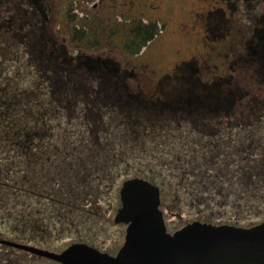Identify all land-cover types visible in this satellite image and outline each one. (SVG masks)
Returning a JSON list of instances; mask_svg holds the SVG:
<instances>
[{
    "label": "rangeland",
    "instance_id": "1",
    "mask_svg": "<svg viewBox=\"0 0 264 264\" xmlns=\"http://www.w3.org/2000/svg\"><path fill=\"white\" fill-rule=\"evenodd\" d=\"M44 2L48 17L41 15L39 23L31 25V22H26L29 21L28 16L20 15L19 10L15 9L13 0H0L3 14V18L0 17V97L2 94L7 96L9 91L6 87L13 90L14 93L10 92L12 96H21L23 91L28 93L29 90L31 99L42 100L41 102L51 106L52 112H55V108L60 109L59 114L50 120L55 125L56 136L51 139L54 144H66L64 141L67 139L72 141L77 135L80 138L87 131V126L83 128V121L88 112L84 94L88 87L93 86L100 91L105 88L110 94L120 91L132 97L140 86L142 94L149 95L156 93L164 76L174 74L177 67L185 61H191L190 67L196 68L195 76L204 80L232 76L241 86L251 87V91L259 93V97L264 96L263 85L255 86L252 53L250 49L248 51L255 33L264 34V0ZM26 4L23 3L21 11L30 15V4ZM209 22L217 33L209 30ZM146 25L149 28L156 25L157 32L148 41L145 40V33L135 30L137 26ZM96 60L97 65H91V61ZM104 60L109 61L108 65L104 64ZM76 97L77 104L73 105V98ZM109 101L107 99L106 105L102 104L97 109L101 112L97 120L92 122L88 118L85 123L88 124L89 120L95 129L101 123L108 124L109 116L113 114V111H107L110 109ZM249 104L246 100L240 102L234 109L233 117L230 120L223 119L222 128L230 124L237 125L241 119L245 120L249 114ZM63 106L66 107L65 111ZM161 107L163 106L157 103L149 111H155L157 117H163L166 110H159ZM105 111L107 112L103 116L102 112ZM180 116L175 120L172 118L170 124L163 118L158 119L154 133L165 134L169 131L171 135L173 131L179 135V123L183 129L195 126L199 128L197 122L186 120L187 117L183 114ZM160 124L162 125L159 126ZM145 154L141 161L137 158L136 162L132 160V164L126 163L125 175L118 181L117 189L111 191L113 194L110 193L108 198L93 203V213L84 211L72 218H59L56 210L46 209L44 199L40 202L30 200V206L23 203L19 207H27L31 211L34 209L30 218L35 220L29 225L25 221H15V217L7 214L6 206L0 207V237L33 243L55 251H61L73 242L84 241L115 254L125 240L127 229L126 223L114 221L118 207L122 204L119 189L124 178L139 173L163 186L162 208L170 231L196 219L243 226H251L264 220V196L255 194L248 200L236 199L228 204L221 198L217 199L219 204L212 202L214 205L209 207L200 202L192 204L186 198V188L183 185L187 181L182 179L181 169L168 163L159 149H148ZM43 161L44 157L36 160L34 155H30L28 170L18 175L25 179L29 177L24 187L32 189L31 191L38 185L40 174L48 171L47 162L44 167ZM19 163L21 167L26 165L24 161ZM34 167H37V172L31 170ZM19 168V165L15 166L13 172ZM36 180L38 181L34 184ZM14 185L18 186V183ZM65 187L67 186L64 185ZM69 187L62 189L64 194L69 193ZM102 189L104 187L97 190L100 197L103 196ZM7 190L12 191L10 188ZM29 192H20L18 197L12 195L9 197L10 202L14 203L16 197L35 199L36 195H30ZM63 193H59L58 197ZM167 208H170V212ZM25 210L28 212V209ZM50 212L53 214L50 215ZM23 218L27 220V217ZM0 264L61 263L0 242Z\"/></svg>",
    "mask_w": 264,
    "mask_h": 264
},
{
    "label": "flooded vegetation",
    "instance_id": "2",
    "mask_svg": "<svg viewBox=\"0 0 264 264\" xmlns=\"http://www.w3.org/2000/svg\"><path fill=\"white\" fill-rule=\"evenodd\" d=\"M215 79L217 78L205 79L206 81L203 79L204 81L192 82L194 84L191 85L190 82L184 81L180 91L183 94L176 97L175 102L169 103L159 101L156 96L157 90L156 93L143 95L140 86L132 97L120 91L110 94L105 88L100 91L96 87H88L84 92L88 112L83 121V128L87 126L85 129L87 131L80 138L78 135L73 137V144H47V141L55 137V125L51 124L50 120L57 115L50 109L46 110L45 102H41L42 100L31 99L29 90L28 93L23 91L21 96L19 94L12 96L10 92L14 93L13 90L6 87L9 91L7 96L2 94L0 97V207L6 206L7 214L12 215L13 205L10 204L9 197L14 194V190H20L21 193L28 190L31 192L30 195L35 194V198L38 199H23L26 206H30V200L40 202L44 199L46 209L56 210V216L59 218H72L73 215L84 211L88 214L93 213V203L108 198L110 193L113 194L112 192L117 189L118 181L125 175L126 163L132 164V160L136 162L137 158L141 161L148 149H159L161 156L166 158L168 163L181 169L182 179L187 181V184L183 185L186 188V198L192 204L200 202L209 207L214 205L212 202L219 204L217 199L221 198L228 204L231 200V202H235L236 199L248 200L255 194L264 196V98L261 114L257 113L254 116L259 108L255 111V106L250 105L245 120L241 119L237 125L230 124L222 128L223 119L230 120L235 113L234 109L239 105H234L229 112H222L220 92L216 88L210 91L203 89L209 87L206 83H213ZM75 83L77 84L76 81ZM73 99V105H76L77 97ZM107 99L110 100L108 105L110 109L107 111H113V114H110L108 124L103 121L104 124L101 123L100 127L95 129L89 120L93 122L99 118L101 112L99 113L97 109L102 104L106 105ZM230 100V103L225 101L224 106L237 102L236 97ZM157 103L163 106L159 110L163 108L166 110L163 117H157L155 111L154 113L149 111ZM107 111L102 112L103 116ZM180 114L186 116V120L197 122L199 128L195 126L183 129L179 123L177 130L179 135L173 131L171 135L169 131L165 134L154 133L158 119L163 118L170 124L172 118L174 120L180 118ZM88 118L87 124L85 122ZM255 120H259L260 123L252 127L255 126L253 123ZM202 125L208 127L212 125L213 128H203ZM30 155H34L36 160L44 157L42 165L47 166L48 170L43 167L44 174H40V180L34 182L36 184L38 181V185L34 187L40 188L38 191L24 187L29 177L25 179L22 175L18 176L20 172L28 170ZM21 161L26 162V165L21 167L19 163ZM18 165L20 168L14 173L13 169ZM31 170L38 171L37 167ZM136 177L147 179L160 187V208L165 218V211L162 208L163 186L142 173L123 179L119 189L120 198L124 182ZM14 183H22L23 190L21 191L22 188L15 186ZM64 185L67 186L65 188L70 186L67 191L69 193L61 192ZM234 185L239 187L234 188ZM101 187H104L101 190L102 197L97 191ZM8 188L12 191L8 192ZM59 193L63 194L58 197ZM39 208L37 209L40 211ZM167 210L170 212V208ZM23 211L27 217L25 223L30 225V222L35 220L30 218L34 209L31 211L24 207ZM199 221L237 225L229 222ZM165 223L169 230L166 219Z\"/></svg>",
    "mask_w": 264,
    "mask_h": 264
},
{
    "label": "water",
    "instance_id": "3",
    "mask_svg": "<svg viewBox=\"0 0 264 264\" xmlns=\"http://www.w3.org/2000/svg\"><path fill=\"white\" fill-rule=\"evenodd\" d=\"M121 198L115 221L127 223V229L116 254L81 241L61 251L5 238L0 241L62 264H264V221L240 226L196 220L170 232L160 208L158 185L144 178L128 179Z\"/></svg>",
    "mask_w": 264,
    "mask_h": 264
},
{
    "label": "trees",
    "instance_id": "4",
    "mask_svg": "<svg viewBox=\"0 0 264 264\" xmlns=\"http://www.w3.org/2000/svg\"><path fill=\"white\" fill-rule=\"evenodd\" d=\"M13 3L15 4V9L19 10L20 15H24V16H28V20L26 21L27 23L31 22V25H37L39 23V18L41 19V15H43V17L47 18V13H46V4L44 2V0H13ZM23 3H29L30 6L28 8L31 9L30 11V15L24 14V12L21 11V7L23 6ZM27 5V4H26ZM217 12V11H216ZM26 13V12H25ZM3 15V14H2ZM29 18V16H31ZM40 16V17H38ZM3 17H1L2 19ZM217 24V23H216ZM40 26V25H39ZM147 27V28H146ZM156 25H151L150 28L149 26H137L135 28V30H137L138 33H145V40L148 41L150 39H153V37L157 34L156 32ZM31 31L33 30V28H29ZM209 30L212 33H217L215 31V28L213 27V25L211 26V23L209 22ZM252 44L249 45L248 47V51L250 49V52L252 53V60H253V68H252V75L253 78L255 80V86H261L263 85L264 87V34H259V32L255 33L254 37H253V41L251 42ZM252 49V50H251ZM89 59H86V62H88ZM105 62V63H104ZM104 64L108 65V60H104ZM95 63V64H94ZM97 60L96 61H91V65H97ZM191 61H185L183 63H181L178 67L177 70L174 72V74H169L164 76L158 86H157V98L160 99L159 101L163 102V103H169V102H175L176 97L181 96L183 93H181V85L184 81H188L191 84H194L192 82H196V81H204L200 76H195V72H196V68L190 67ZM206 81V80H205ZM215 82L213 83H206V86L209 87H204L203 89L206 91H210V90H214L216 88L217 91L220 92V97H221V101H222V105H223V110H229L230 108L234 107V105H239L238 102H242V101H248L250 102V105L255 106V112L254 116L257 115V113H260L263 111L262 106L260 104H262V100L259 99H263L261 97H259V93H256L255 91H251V87H245V86H241L240 84H238L235 80L234 77L232 76H221L217 79L214 80ZM238 84V85H237ZM258 84V85H257ZM256 89V87H255ZM264 90V89H263ZM180 92L179 94H177V92ZM237 98V102L235 104H226L224 106V102L227 101L230 103V99L232 98ZM46 110L50 109L51 106H47V104H45ZM225 107V108H224ZM63 110H66V107L63 106L62 107ZM51 111V110H50ZM60 109L55 108V112H53L54 114H59ZM231 111V110H230ZM52 112V111H51ZM34 116V115H32ZM255 124V126L252 125V127H256L257 124L260 123V121L255 120L253 122ZM56 136V135H55ZM65 137H67V134L65 133ZM55 138V137H54ZM64 143L66 144H73V140H69L68 139L66 141H64ZM47 144H54V141H47ZM63 144V143H62ZM18 187L22 188V183L18 184ZM66 189V188H64ZM23 190V188L21 189V191ZM35 191L40 190V188H34ZM20 192L17 190H14V195H16L17 197L19 196ZM61 192H64L61 190ZM15 198L14 199V203H11V205H13L12 209H11V214L10 215L12 218L15 217V221H25L23 216L24 211L23 209H20L19 207L24 203L23 198ZM38 197V196H37ZM36 199V198H35ZM38 210V209H37ZM26 222V221H25Z\"/></svg>",
    "mask_w": 264,
    "mask_h": 264
}]
</instances>
